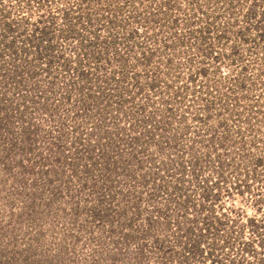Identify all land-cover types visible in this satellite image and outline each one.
<instances>
[{
    "label": "rangeland",
    "instance_id": "1",
    "mask_svg": "<svg viewBox=\"0 0 264 264\" xmlns=\"http://www.w3.org/2000/svg\"><path fill=\"white\" fill-rule=\"evenodd\" d=\"M258 156L264 0H0V264H264Z\"/></svg>",
    "mask_w": 264,
    "mask_h": 264
},
{
    "label": "trees",
    "instance_id": "2",
    "mask_svg": "<svg viewBox=\"0 0 264 264\" xmlns=\"http://www.w3.org/2000/svg\"><path fill=\"white\" fill-rule=\"evenodd\" d=\"M222 37H225V36H222ZM30 39L33 40V42H32L33 46L37 47V49H35L36 51L37 50L41 51L44 47H46V48L51 47V45H46V46L41 45L42 43L39 41L40 39L38 40V37L36 39L30 37ZM230 49L232 51L233 56L237 55L241 52L240 48L238 46V43H235V41L230 43ZM41 53H43V52L41 51ZM221 54L222 53L218 54L219 55V57H217L218 59L223 57V56H221ZM196 73H198V74H196L197 77H198V75H202L204 73H207V68L202 65V66L198 67V72H196ZM83 75H84V72H83ZM196 75H192L193 79H195ZM239 79L240 80H238V83H237V80H235L236 86L232 88L234 90V92H236L238 85L243 84L242 78L239 77ZM226 101L227 100H225L223 105L226 104ZM119 102L123 103L124 101H123V99H119ZM240 114L243 116V113H241V112L240 113H233V116L240 115ZM243 117L246 118V120H248L247 121L248 123L250 122L249 116H247V117L243 116ZM197 118L202 119L203 116L197 117ZM243 131H241V132L244 133ZM222 142H224V141H222ZM217 144H218V142H217ZM219 158H222V157L219 156ZM256 158H257V163H259V164L264 163V156H258ZM220 163L223 164V165H221L222 167H225V162H222V160H221ZM198 164H199V162L195 163V167H198ZM229 164H230V166L232 165L231 162ZM218 174H219L218 177L223 179L222 174L221 175H220V173H218ZM219 181H220V179H219ZM207 183H208V181L202 185L200 184L201 190H204L205 192H206V190H208L207 191L208 193H210V192L212 193V194L211 193L207 194V197H209V196H211V197L220 196L217 193L216 194L213 193V190L215 188L214 187H213V189L210 188ZM184 206L186 208V212L189 214L188 211H190V209H191L190 204H187V202H186V204H184ZM194 207L199 208V210H200V213L197 211L198 217L188 216L183 221L184 223L181 221H178L179 222L178 226L180 228V231L185 230L184 234H186L187 238L189 239V242L187 243V247L190 249L189 251H191L193 254L197 253V251H200L201 246H202L201 242H202V240H204L205 237H211V241H210L211 243H208V244H211L212 245L211 248L214 247L213 250L217 251L219 246H223V245H219L220 239H224V238L227 239L228 235L234 234L233 233L234 229H231V226H230V224L234 223L233 219L228 217L227 213L220 211V209L215 205L214 202H212V204H210V205H206V203L201 202L199 205L195 204ZM249 221L252 223V225L257 224L259 222V220L257 218H253V217H250ZM185 224L187 226L184 227V229H183L182 225H185ZM197 226H199V229L197 228ZM181 229H183V230H181ZM245 245H246V243H245ZM247 245H248V243H247Z\"/></svg>",
    "mask_w": 264,
    "mask_h": 264
}]
</instances>
